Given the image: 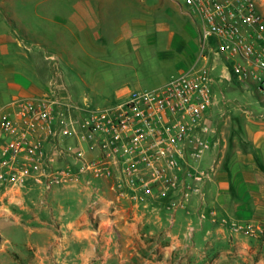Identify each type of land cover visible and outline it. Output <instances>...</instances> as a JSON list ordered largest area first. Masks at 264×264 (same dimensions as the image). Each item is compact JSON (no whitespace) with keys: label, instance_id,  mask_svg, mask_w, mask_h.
Listing matches in <instances>:
<instances>
[{"label":"crops","instance_id":"1","mask_svg":"<svg viewBox=\"0 0 264 264\" xmlns=\"http://www.w3.org/2000/svg\"><path fill=\"white\" fill-rule=\"evenodd\" d=\"M13 1L0 0V7L10 4L14 9ZM51 1L58 5L50 6ZM255 1L264 10V0ZM64 2L70 6L60 5ZM42 3L47 7L41 8ZM129 3L131 0H42L31 12L38 27L31 17L19 18L14 10L12 16L35 39L30 45L18 39L7 19L1 18L6 32L0 33V123L15 101L46 96L57 98L64 115L77 125L88 122L99 109L88 97L81 100L83 87L100 75L78 51L94 60L106 31L114 24L123 30L127 18L118 13L119 5ZM11 47L17 48L16 62H4L11 56ZM132 91L128 85L118 87L115 103L102 109L118 107ZM214 106L210 124L217 131L215 144L198 164L212 171L204 201L193 196L185 208L171 209V199L161 197L155 189L148 193L131 185L119 189L114 172L118 166L109 158L102 174L80 172L84 163L103 157L101 140L92 137L86 147L76 146L82 160L71 154L61 160L60 164L76 174L61 188L68 197L60 201L59 213L54 212L55 201L49 197L38 203L39 213L30 209L33 200L29 195L38 189L33 184L0 194V229L5 243L13 244L29 232L35 235L30 247L36 254H45L55 246L58 232L65 264H264L262 240L235 232L230 225L231 221L264 225V116L250 117L240 127L224 117L214 119ZM232 128L238 132L233 134ZM3 143L0 136V146Z\"/></svg>","mask_w":264,"mask_h":264},{"label":"built area","instance_id":"2","mask_svg":"<svg viewBox=\"0 0 264 264\" xmlns=\"http://www.w3.org/2000/svg\"><path fill=\"white\" fill-rule=\"evenodd\" d=\"M185 4L187 13L198 21L202 53L219 59L224 76L255 85L264 101V13L258 3L185 0ZM214 70L210 66L191 69L157 90L132 91L118 107L95 110L81 125L64 115L53 96L15 101L0 123L4 139L0 146V194L31 183L47 190L54 184L71 183L75 171L67 165L54 168L43 142H65L62 152L82 160L81 151H74L73 144L66 142L75 136L80 144L92 137L102 143V159L84 163L80 172L102 174L109 158L118 166L113 171L119 189L129 185L145 193L155 189L161 197L171 199V209L185 208L193 196L204 201L212 171L198 164L214 146L217 135L210 124L217 81ZM230 225L233 231L264 243V225L237 221Z\"/></svg>","mask_w":264,"mask_h":264},{"label":"rangeland","instance_id":"3","mask_svg":"<svg viewBox=\"0 0 264 264\" xmlns=\"http://www.w3.org/2000/svg\"><path fill=\"white\" fill-rule=\"evenodd\" d=\"M170 1L131 0L128 6L119 5L122 9L118 13H123L125 19L127 18L123 30L116 23V27L114 24L109 31H106V39L102 41L103 43L100 42L97 45L99 48L94 51L96 56L94 60L78 51L77 55L83 60H90L96 73L100 75L99 78L88 81L89 85L86 88L83 87L81 100H84V96L88 97L91 105L96 109L110 107L115 103V90L122 85H128L134 91L157 90L184 72L210 66L215 68L213 76L217 80L214 86V119L220 120L224 117L226 121L238 123L241 127L250 117L264 116V101L257 87L252 84H240L236 77L224 76L222 74L223 65L219 59L211 57L213 58L211 60L206 51L202 53L198 41V21L191 16L188 17L185 0H176L181 3V6L177 2L173 4ZM41 2L42 0H14V9L10 7V4L0 7V33L6 32L2 28V19L6 18L10 29L16 32L18 39L24 44H33L35 39L24 32L21 21L13 17L11 13L15 10L19 18L29 19L31 17L32 24L38 27L35 15L31 16V12L32 8H37ZM62 4L65 7L70 6L69 3L64 2L60 5ZM49 5L58 4L51 1ZM44 7L47 6L42 3L41 8ZM261 11L264 13L263 9ZM138 21L143 22L141 27ZM121 33L125 34L124 38H121ZM173 34L174 42L170 46L169 40ZM11 49V56L7 57L4 62H16L17 48L15 50L11 47ZM182 69L184 70L181 71ZM74 99L79 101L77 97ZM76 128L80 129L77 126ZM229 130L233 134L238 132L237 128ZM69 140L73 142L74 151H77V144L85 147L88 145L87 142L77 143L75 136ZM43 145L53 159V167L64 168L65 165L60 163L65 156L62 152L65 142L54 145L51 141H45ZM33 187H38V189L29 195L33 200V202L28 201L30 209H33L34 213H39L38 203L49 197L50 200L55 201L56 210L54 212L59 213L60 201L68 197L65 192L62 193L63 185L54 184L52 191L35 183ZM0 204L2 205V202ZM24 218L27 220L29 217ZM5 240L0 229V264H35L34 259L36 258V264H65L58 232L55 246L45 254H36V250L30 247V242L35 243V235H30L29 232L23 233L22 238L13 244H6Z\"/></svg>","mask_w":264,"mask_h":264},{"label":"trees","instance_id":"4","mask_svg":"<svg viewBox=\"0 0 264 264\" xmlns=\"http://www.w3.org/2000/svg\"><path fill=\"white\" fill-rule=\"evenodd\" d=\"M10 21H12L13 19H9Z\"/></svg>","mask_w":264,"mask_h":264}]
</instances>
